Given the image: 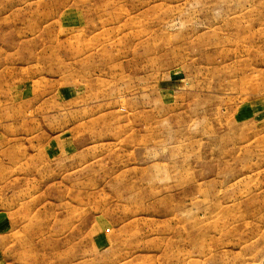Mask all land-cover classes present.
Instances as JSON below:
<instances>
[{
	"label": "rangeland",
	"instance_id": "rangeland-1",
	"mask_svg": "<svg viewBox=\"0 0 264 264\" xmlns=\"http://www.w3.org/2000/svg\"><path fill=\"white\" fill-rule=\"evenodd\" d=\"M0 264H264V0H0Z\"/></svg>",
	"mask_w": 264,
	"mask_h": 264
}]
</instances>
